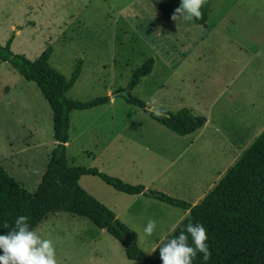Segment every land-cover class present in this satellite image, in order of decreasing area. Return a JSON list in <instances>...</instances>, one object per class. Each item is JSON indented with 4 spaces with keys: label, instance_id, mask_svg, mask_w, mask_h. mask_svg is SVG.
Here are the masks:
<instances>
[{
    "label": "rangeland",
    "instance_id": "1",
    "mask_svg": "<svg viewBox=\"0 0 264 264\" xmlns=\"http://www.w3.org/2000/svg\"><path fill=\"white\" fill-rule=\"evenodd\" d=\"M179 4L180 0H54L49 18L24 36L16 48L21 51L12 52L33 61L51 47L50 65L68 79L82 62L68 98H112L107 105L71 113V166L95 168L195 206L215 175H210V166L192 159L193 149L174 161L177 148L190 138H181L148 111L115 95L129 85L137 68L154 59L152 73L132 91L147 108L178 112L199 97L216 96L231 81L228 91L240 81H252L242 86V96L264 98V0H213L206 26L183 17L173 21ZM55 144L52 109L41 90L11 63L0 60V163L35 192ZM80 185L120 214L117 218L137 233L147 255L183 213L146 196L134 200L97 176L83 177ZM164 207L175 210L170 213ZM150 219L157 222L151 236L144 232ZM34 230L52 240L58 264H140L129 260L118 240L85 217L51 214Z\"/></svg>",
    "mask_w": 264,
    "mask_h": 264
},
{
    "label": "trees",
    "instance_id": "2",
    "mask_svg": "<svg viewBox=\"0 0 264 264\" xmlns=\"http://www.w3.org/2000/svg\"><path fill=\"white\" fill-rule=\"evenodd\" d=\"M212 4L213 0H207L202 8V18H193L196 25L208 24ZM14 37L13 34L5 45H0V60L11 63L25 80L36 83L41 90L52 109L56 145L35 192L27 190L0 163V235L14 229L16 219L22 215L28 217L29 227L34 230L51 214L70 213L85 217L99 229L106 230L123 245L129 260L140 264H161L159 249L147 255L139 246L137 233L81 187V178L92 175L119 192L143 195L189 211L171 235L186 231L189 222L202 224L207 230L206 243L211 252L208 261L198 253L192 264H264V131L195 206L142 185L124 183L95 168L71 166L67 157L71 113L107 105L112 98L104 96L88 102L68 98L67 93L80 77L82 62L68 79L50 65L51 47L32 61L25 55L12 52ZM154 63V59H148L137 68L129 85L120 89L115 97H123L128 104L147 111V104L132 91L152 73ZM157 111L158 114L150 113L153 120L179 136L191 135L207 122L205 116L194 115L187 108L171 112L161 107Z\"/></svg>",
    "mask_w": 264,
    "mask_h": 264
},
{
    "label": "crops",
    "instance_id": "3",
    "mask_svg": "<svg viewBox=\"0 0 264 264\" xmlns=\"http://www.w3.org/2000/svg\"><path fill=\"white\" fill-rule=\"evenodd\" d=\"M53 3L54 0H0V38L2 39L0 44L5 45L14 34L11 49L14 53L21 51L20 49L16 50V48L19 47L20 42L27 33L37 29L38 22H44L49 18L48 7L52 6ZM34 16L40 19L34 20ZM259 57L262 60L261 53H259ZM247 83L253 84L252 81H243V85ZM233 84L234 81H231L216 96L197 97L196 101L187 104V109H190L194 115L205 116L207 122L195 133L181 136V138H190V142L182 141L183 143L177 148L178 155L174 161L183 158L193 149L192 159L197 160L200 166H210V175H215V182H212L208 192L201 194L197 201L204 199L264 131V104L262 103L264 98L262 96L259 100L257 97L244 98L242 96L244 93L242 81H240V86L228 91ZM194 86L196 87L195 96H198L200 89L197 81H194ZM244 100H247V102L242 105ZM179 142L181 141L175 144ZM172 149L176 148L172 147ZM142 197L144 196H134V200ZM155 201L163 204L160 205L161 207L164 206L163 202ZM164 208H167L166 211L170 213L175 210L169 209V207ZM188 214L189 211L183 210V213L178 215L169 226V230L162 236V239L168 237ZM115 215L120 217V214Z\"/></svg>",
    "mask_w": 264,
    "mask_h": 264
},
{
    "label": "clouds",
    "instance_id": "4",
    "mask_svg": "<svg viewBox=\"0 0 264 264\" xmlns=\"http://www.w3.org/2000/svg\"><path fill=\"white\" fill-rule=\"evenodd\" d=\"M206 3L207 0H180L171 19H200ZM156 227L157 222L150 219L144 228L145 234L151 236ZM207 239V230L202 224L189 222L186 231H181L179 235L170 234L159 242L157 249L161 264H192L198 253L202 254L204 261H208L211 252L206 243ZM0 250L3 253L0 255V264H58L52 240L41 238L29 227L28 217L23 215L16 219L14 229L0 235Z\"/></svg>",
    "mask_w": 264,
    "mask_h": 264
},
{
    "label": "water",
    "instance_id": "5",
    "mask_svg": "<svg viewBox=\"0 0 264 264\" xmlns=\"http://www.w3.org/2000/svg\"><path fill=\"white\" fill-rule=\"evenodd\" d=\"M147 111H148L149 113H156V114L159 113L156 109H152V108H147Z\"/></svg>",
    "mask_w": 264,
    "mask_h": 264
}]
</instances>
